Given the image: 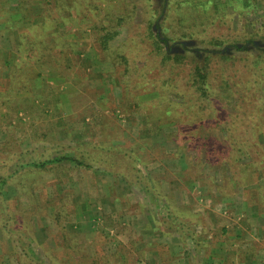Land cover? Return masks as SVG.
<instances>
[{
	"label": "rangeland",
	"instance_id": "rangeland-1",
	"mask_svg": "<svg viewBox=\"0 0 264 264\" xmlns=\"http://www.w3.org/2000/svg\"><path fill=\"white\" fill-rule=\"evenodd\" d=\"M229 1L208 10L195 41L175 46L183 58L162 63L169 46L145 35L142 0H0V176L22 151L89 164L8 179L0 264H264V110L257 128L238 117L258 101L250 59H224L234 48L203 41L240 44L253 28L264 37V0ZM108 29L118 33L104 48ZM206 50L214 90L230 81L243 101L240 91L195 97L191 67ZM134 159L139 183L125 167Z\"/></svg>",
	"mask_w": 264,
	"mask_h": 264
},
{
	"label": "trees",
	"instance_id": "trees-1",
	"mask_svg": "<svg viewBox=\"0 0 264 264\" xmlns=\"http://www.w3.org/2000/svg\"><path fill=\"white\" fill-rule=\"evenodd\" d=\"M142 1L148 4L146 14L147 17L149 18L148 20L149 24L146 29L145 35L147 37L150 36L153 37L156 40L157 45L159 47H162V45H168L169 48H171L170 52H168L169 48L166 50L164 49V51H160L161 53L159 52L161 54L160 61L162 63H165L169 59L172 60L174 59L177 62L180 60V58H183L184 55L182 53L173 52L175 51L173 49H176L175 46H177L178 48L180 47L182 49L185 48L186 46H188L189 43H192L193 41L196 40L195 35L197 34L200 35L201 32H204L205 28L210 23L208 20L209 9L212 8L215 9L216 11L218 10L217 9L218 5L230 4L229 0H218L217 2L215 0H142ZM157 2H159V4L161 3L159 9L156 7ZM246 4L247 6L256 5V0H247ZM253 29L254 30L249 33L247 40L244 42H239L240 44H238L237 38L235 37L233 41L231 42L229 41L227 43L226 40L220 37L210 38V40L205 39L203 41H205L206 43L208 42L207 44L211 45L212 47L223 46L224 49L229 47L234 48L232 50V53L218 54V55H222V58L224 59L232 60L233 58H237L236 57L237 51H240L241 53V56H239L241 60L250 59V62L246 63V66L248 68H250L251 66L248 73L252 75L251 79H253L252 82L254 83L253 88L254 89L256 88L255 98L259 102L255 100L254 102L248 103V108L245 107V109L243 108L242 110L238 108V112L241 113L240 116L238 117L250 119L251 122L247 124L249 126L257 128L258 124L260 123V121H257V119L261 115L260 114L261 111L264 110L263 107L264 95L261 94V91L264 92V82L263 80H261V78L264 77V66L263 67L259 66L260 63L261 65H263L264 61L263 59H260L261 56L255 55V53H252V51L264 52V37H262L263 36L262 33L261 34L259 33L260 30L262 29H257V28H253ZM117 33H118L117 29L105 30L103 34L98 36V40L100 41V44L104 48H106L107 43ZM206 51H208V53H206V56H204V58L201 61H197V63L193 64V66L191 67L192 70L191 76L193 78V83L196 87V91L198 92L197 94H195V97L200 99L202 96L206 98V97H211L215 94L219 99L222 98V96L227 93L225 100H231L234 98L232 92L240 91L241 94L238 96L243 101L244 92L242 91L241 86H237L236 90H232L233 86L230 81L225 83V88L221 89L220 91L214 90L216 87L213 85V83L215 82H213L212 79H210L209 77V71H210L209 67L211 61L216 58V55H214L213 52H210V50H206ZM124 55L125 54H123L122 52H116V57H118L120 61L121 58H125ZM228 66L229 68L235 67V64L231 62ZM125 70H127V68H125ZM188 99H189V95L187 96L186 100ZM216 109L214 108L213 117L217 116ZM213 117L211 116V118ZM231 117L232 115L229 114L228 119H230ZM251 118H255V119H251ZM229 124L230 123L226 125V128L224 129L225 131L223 130L224 132H228V133L230 132ZM19 154L20 156L17 159V163L15 164L13 171L8 175L0 176V194L3 192L4 190L3 188L8 182V179L11 176L20 172L21 170H23L25 167L43 169L50 164L58 163L66 160L75 162L78 165L89 166V164L85 163L83 160L73 155L53 156L50 158H45L43 160H35L33 158L26 159L25 155L27 154L23 151L20 152ZM128 163L125 164V167L129 168L130 174L131 171H133L135 177L134 179L136 180L135 182L136 183L141 182L144 179V173L139 167H137V161L134 159L131 160L129 164ZM117 172L125 174L127 170L123 172L118 170ZM3 225L4 227H6V224ZM23 254L24 256L30 257L31 252H29L27 248H24Z\"/></svg>",
	"mask_w": 264,
	"mask_h": 264
},
{
	"label": "crops",
	"instance_id": "crops-1",
	"mask_svg": "<svg viewBox=\"0 0 264 264\" xmlns=\"http://www.w3.org/2000/svg\"><path fill=\"white\" fill-rule=\"evenodd\" d=\"M208 258V257H207ZM213 260V259H212ZM215 261V260H214ZM208 264H210V263H208Z\"/></svg>",
	"mask_w": 264,
	"mask_h": 264
}]
</instances>
